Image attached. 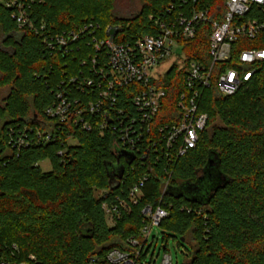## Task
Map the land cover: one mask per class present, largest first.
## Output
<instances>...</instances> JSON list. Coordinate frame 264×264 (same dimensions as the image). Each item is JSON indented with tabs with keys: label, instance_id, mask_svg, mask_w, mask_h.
Instances as JSON below:
<instances>
[{
	"label": "trees",
	"instance_id": "16d2710c",
	"mask_svg": "<svg viewBox=\"0 0 264 264\" xmlns=\"http://www.w3.org/2000/svg\"><path fill=\"white\" fill-rule=\"evenodd\" d=\"M138 1L140 11L122 16L116 0H35L28 16L45 26L35 32L22 29L16 9L0 0V89L10 88L0 104V256L16 264H112L111 250H135L131 237L143 243L144 208L161 204L169 212L160 224L169 232L163 233V248L175 238L186 248L184 264H264V60L233 95L223 96L215 79L203 89L208 127L197 147L171 165L164 158L134 161L133 153L130 162L125 151L115 150L112 133L58 127L46 113L57 91L67 87L61 82L79 73L81 58L93 51L85 41L71 53L52 51L46 38L94 23L121 25L120 39L128 41L158 33L150 16H165L171 2L176 12L208 11L210 18L222 19L227 0ZM210 34L204 22L194 39L181 41L187 61L211 63ZM262 46L241 38L232 59L214 66L215 74L238 65L244 49ZM160 83L167 96L157 120L170 123L181 115L185 70L175 64ZM211 157L212 175L222 177L210 181L205 170ZM45 159L49 171L40 166ZM145 175L139 204L110 224L103 204L117 196L127 199L129 187ZM164 181H169L165 192ZM187 185L200 190L187 194Z\"/></svg>",
	"mask_w": 264,
	"mask_h": 264
},
{
	"label": "built area",
	"instance_id": "2783aa9c",
	"mask_svg": "<svg viewBox=\"0 0 264 264\" xmlns=\"http://www.w3.org/2000/svg\"><path fill=\"white\" fill-rule=\"evenodd\" d=\"M1 1L16 9L22 29L40 32L45 28L36 26L28 16L27 8L35 0ZM175 9V2H171L165 16H150L158 26V33L128 41L120 39L121 25L109 24L102 28L94 23L46 38L52 51L60 49L71 53L76 47L80 49L84 41L93 48L80 60L83 69L61 82L67 87L57 91L56 101L47 108V115L58 127L79 125L86 130L97 128L101 134L112 133L115 150L135 154L134 161L138 157L144 163L152 158H164L171 165L173 160L196 148L209 122L208 113L201 111L203 89L210 87L215 79L223 96L233 95L252 78L254 65L264 60V0H227L222 19L210 18L208 11L176 12ZM204 22L211 25L209 65L187 61L181 44L182 40L194 39ZM241 38L257 40L263 46L244 49L239 54L238 65L226 66L215 74L214 66L227 64L232 59L234 45ZM174 55L183 60L172 64L170 69L177 64L179 69L185 70L187 91L178 100L181 111L178 120L158 124L167 96L160 82L170 69L164 75L155 72ZM165 173L170 172L165 170ZM146 177L129 187L127 199L117 196L115 202L103 204L109 222L113 223L124 211L130 212L133 205L139 204ZM168 185L169 181L163 182L164 192ZM144 214L143 243L131 237L128 241L135 250H111L107 259L112 264L156 263L153 259L141 260V253L146 250L153 227L160 226L169 212L159 204L156 208L146 206ZM0 264L16 263L0 256ZM161 264H175L171 254L165 253Z\"/></svg>",
	"mask_w": 264,
	"mask_h": 264
},
{
	"label": "rangeland",
	"instance_id": "374dc122",
	"mask_svg": "<svg viewBox=\"0 0 264 264\" xmlns=\"http://www.w3.org/2000/svg\"><path fill=\"white\" fill-rule=\"evenodd\" d=\"M116 12L122 16L133 15L134 13L140 11L142 7V3L138 0H116ZM4 36L0 33V45H2ZM183 60L181 56H172L167 59V61L163 62L159 68L156 69L157 75H164L174 63H179ZM10 88L8 86L2 87L0 89V104H4V99L8 96ZM71 143H74V141ZM41 168L44 171H49L52 166L49 159H45L40 163ZM111 224V222H110ZM169 233L162 226H154L151 235L149 238V242L147 244L146 249L149 248L148 255L146 257L147 261L151 259L156 260L155 264H161L165 253L171 254L173 261L175 264H184L186 261V248L185 246H177L176 240L173 237H170L168 242V248L165 250L163 248L164 242L162 240L163 233Z\"/></svg>",
	"mask_w": 264,
	"mask_h": 264
},
{
	"label": "water",
	"instance_id": "95a60500",
	"mask_svg": "<svg viewBox=\"0 0 264 264\" xmlns=\"http://www.w3.org/2000/svg\"><path fill=\"white\" fill-rule=\"evenodd\" d=\"M125 155L130 159V162L134 159V155L132 153H128V152H125ZM216 164H215V158L214 157H211L210 160H209V164H208V167L207 169L205 170V173L208 174V178L209 180H213V178L217 179V178H221L222 175L219 173L218 175L215 174V175H212V172H213V167H215ZM122 173H123V169L121 170L119 176L121 177L122 176ZM203 180V178L201 179V181ZM200 190V186L199 185H187L185 186V190L184 192L185 193H193V194H196V192ZM184 240V239H183Z\"/></svg>",
	"mask_w": 264,
	"mask_h": 264
}]
</instances>
